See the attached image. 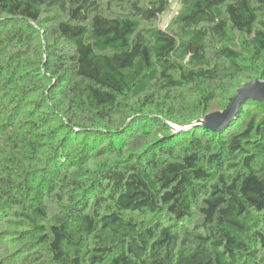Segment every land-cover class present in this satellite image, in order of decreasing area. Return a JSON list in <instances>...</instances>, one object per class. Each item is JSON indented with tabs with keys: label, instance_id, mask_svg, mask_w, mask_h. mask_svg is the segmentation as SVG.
Segmentation results:
<instances>
[{
	"label": "trees",
	"instance_id": "1",
	"mask_svg": "<svg viewBox=\"0 0 264 264\" xmlns=\"http://www.w3.org/2000/svg\"><path fill=\"white\" fill-rule=\"evenodd\" d=\"M171 1L0 0V264H264V103L173 128L264 80V0Z\"/></svg>",
	"mask_w": 264,
	"mask_h": 264
},
{
	"label": "water",
	"instance_id": "2",
	"mask_svg": "<svg viewBox=\"0 0 264 264\" xmlns=\"http://www.w3.org/2000/svg\"><path fill=\"white\" fill-rule=\"evenodd\" d=\"M248 100L264 103L263 79H254L238 88L233 96L229 98L223 110L209 113L203 119L197 120L189 126L173 128L183 130L192 126H201L211 132H219L236 118L240 107Z\"/></svg>",
	"mask_w": 264,
	"mask_h": 264
},
{
	"label": "rangeland",
	"instance_id": "3",
	"mask_svg": "<svg viewBox=\"0 0 264 264\" xmlns=\"http://www.w3.org/2000/svg\"><path fill=\"white\" fill-rule=\"evenodd\" d=\"M179 7H180L179 0H176V1L172 0L168 10L163 15L158 17V19L154 22L152 27L159 29V30H162V31L170 30L172 28L173 17L175 16L177 11L179 10ZM46 15H49V13H46L45 16ZM221 110H223V109L217 110V109L213 108L212 111L209 113H212L215 111H221ZM175 127H177V126H175ZM177 128H181V127H177ZM152 221L155 222L154 220H152ZM184 226L189 227L191 225H190V223L189 224L187 223Z\"/></svg>",
	"mask_w": 264,
	"mask_h": 264
},
{
	"label": "built area",
	"instance_id": "4",
	"mask_svg": "<svg viewBox=\"0 0 264 264\" xmlns=\"http://www.w3.org/2000/svg\"><path fill=\"white\" fill-rule=\"evenodd\" d=\"M173 1H176V0H173Z\"/></svg>",
	"mask_w": 264,
	"mask_h": 264
}]
</instances>
